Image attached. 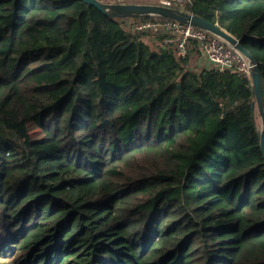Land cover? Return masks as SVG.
Listing matches in <instances>:
<instances>
[{"label": "trees", "instance_id": "obj_1", "mask_svg": "<svg viewBox=\"0 0 264 264\" xmlns=\"http://www.w3.org/2000/svg\"><path fill=\"white\" fill-rule=\"evenodd\" d=\"M169 2L241 40L264 106V0ZM166 21L0 0V264H264L252 81L134 29Z\"/></svg>", "mask_w": 264, "mask_h": 264}, {"label": "water", "instance_id": "obj_2", "mask_svg": "<svg viewBox=\"0 0 264 264\" xmlns=\"http://www.w3.org/2000/svg\"><path fill=\"white\" fill-rule=\"evenodd\" d=\"M87 5L93 6L105 16L110 18H132V17H159L170 21H175L184 25H192L194 27L207 30L220 39L228 43L237 53H239L250 66V77L252 81L253 95L255 96L254 107L257 108L258 116L264 122V106L262 101V89L260 81V68L254 60L250 52L243 46L240 39H237L231 33L220 27L218 24L211 23L204 18L195 14L177 9L172 6L138 2V3H119L107 2L105 0H82ZM261 141V150L264 158V136L259 134Z\"/></svg>", "mask_w": 264, "mask_h": 264}, {"label": "built area", "instance_id": "obj_3", "mask_svg": "<svg viewBox=\"0 0 264 264\" xmlns=\"http://www.w3.org/2000/svg\"><path fill=\"white\" fill-rule=\"evenodd\" d=\"M169 3L186 6L194 0H169ZM182 10V9H181ZM136 32L145 31H165L175 36L178 55L185 58L188 53L187 45L190 40H196L203 46L204 55L208 61L217 67L220 71L239 70L243 74H249L250 67L246 64L244 58L234 50L228 43L220 39L213 33L192 25H184L175 21H166L164 23L147 22L136 25ZM243 60H242V58Z\"/></svg>", "mask_w": 264, "mask_h": 264}, {"label": "crops", "instance_id": "obj_4", "mask_svg": "<svg viewBox=\"0 0 264 264\" xmlns=\"http://www.w3.org/2000/svg\"><path fill=\"white\" fill-rule=\"evenodd\" d=\"M193 62H194V67H196V69L198 68V70L203 67H208V68L211 67L210 66L211 63L208 61L206 56L203 57L201 60L194 59Z\"/></svg>", "mask_w": 264, "mask_h": 264}, {"label": "rangeland", "instance_id": "obj_5", "mask_svg": "<svg viewBox=\"0 0 264 264\" xmlns=\"http://www.w3.org/2000/svg\"><path fill=\"white\" fill-rule=\"evenodd\" d=\"M105 1H113V2H121V3H138V2H145V1H149L151 2V0H105ZM196 69V67H194ZM198 70V68H197ZM250 74V73H249ZM258 122L260 124V131L263 130V124L262 121L260 120V118L258 119Z\"/></svg>", "mask_w": 264, "mask_h": 264}, {"label": "bare ground", "instance_id": "obj_6", "mask_svg": "<svg viewBox=\"0 0 264 264\" xmlns=\"http://www.w3.org/2000/svg\"><path fill=\"white\" fill-rule=\"evenodd\" d=\"M242 58V57H241ZM242 60H243V58H242ZM246 62V64L248 65V67H250L251 65L247 62V61H245ZM262 120V119H261ZM262 124H263V130L262 131H260V135L261 136H264V122H263V120H262Z\"/></svg>", "mask_w": 264, "mask_h": 264}]
</instances>
